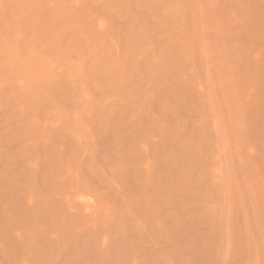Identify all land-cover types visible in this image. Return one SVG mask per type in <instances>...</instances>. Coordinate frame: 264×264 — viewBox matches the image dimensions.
Returning <instances> with one entry per match:
<instances>
[{"label":"rangeland","instance_id":"obj_1","mask_svg":"<svg viewBox=\"0 0 264 264\" xmlns=\"http://www.w3.org/2000/svg\"><path fill=\"white\" fill-rule=\"evenodd\" d=\"M0 264H264V0H0Z\"/></svg>","mask_w":264,"mask_h":264},{"label":"bare ground","instance_id":"obj_2","mask_svg":"<svg viewBox=\"0 0 264 264\" xmlns=\"http://www.w3.org/2000/svg\"><path fill=\"white\" fill-rule=\"evenodd\" d=\"M253 10V9H252ZM253 12V11H252ZM252 15H253V13H252ZM251 16V15H250ZM253 17V16H252Z\"/></svg>","mask_w":264,"mask_h":264}]
</instances>
